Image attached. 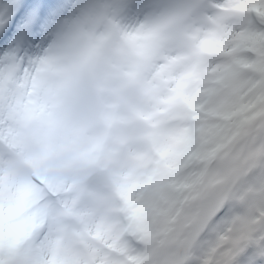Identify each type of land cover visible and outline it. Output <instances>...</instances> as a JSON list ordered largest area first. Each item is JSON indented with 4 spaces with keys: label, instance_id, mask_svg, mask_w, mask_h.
Listing matches in <instances>:
<instances>
[{
    "label": "snow or ice",
    "instance_id": "6c2138e0",
    "mask_svg": "<svg viewBox=\"0 0 264 264\" xmlns=\"http://www.w3.org/2000/svg\"><path fill=\"white\" fill-rule=\"evenodd\" d=\"M91 6L0 0V81L17 64L23 71L54 60ZM161 8L176 10L179 23L155 32L160 58L147 87L174 131L157 143L151 175L110 176L102 201L80 187L41 184L37 211L49 224L15 220L0 203V264H55L65 238L77 264H264V0L120 3L137 26ZM7 115L0 98V135ZM237 135L250 147L225 168L219 154ZM77 200L89 210L77 213ZM44 241L52 258L37 255Z\"/></svg>",
    "mask_w": 264,
    "mask_h": 264
},
{
    "label": "rangeland",
    "instance_id": "374dc122",
    "mask_svg": "<svg viewBox=\"0 0 264 264\" xmlns=\"http://www.w3.org/2000/svg\"><path fill=\"white\" fill-rule=\"evenodd\" d=\"M152 25V24H151ZM19 69L20 66L18 65ZM25 75L27 72V68L22 71ZM15 79V78H14ZM154 78H151V82ZM16 80V79H15ZM28 85H26L27 87ZM27 91V89H26ZM17 92V91H16ZM13 89L8 92V95L5 96L2 94V90L0 88V98H4L7 100V104L10 102V96H12ZM13 96L11 97V99ZM151 102V100L149 99ZM47 105V104H46ZM151 106V107H150ZM145 107V111H149L152 108V105ZM159 107V105H157ZM7 106V110H8ZM144 109H140L139 114L144 113ZM40 110V108H39ZM40 113L43 115V120L47 122V114L45 112ZM149 114V113H148ZM152 115V114H150ZM162 115V114H161ZM142 116V115H141ZM147 116V115H146ZM126 118L123 114H117L114 125L116 126L112 131L108 144L105 147V153L101 160H107L114 164L113 172L114 175L119 176H127L131 175L134 178L137 176H142L139 179H146L149 175H151L153 169L156 167L155 161L157 160L158 153L156 151L157 143L165 136L171 134L174 129L168 128V116L167 114H163L159 116L154 121L149 119L150 122L156 123V129L153 136V144H154V154L149 159L152 161V166L146 169L143 172V175L135 165L137 164L135 161L137 159V153L133 152L129 145V136L122 133L119 129V126L122 122H124ZM44 121L41 123V137H42V128L44 126ZM54 129V126H53ZM11 126H8L3 130V136L11 141L13 138ZM60 131V126L59 129ZM68 130L66 127L62 129V132H58L53 139L51 145V163L47 167V183L49 187H55L57 189L67 188L69 190L80 187L78 184V169L77 162L80 152V146H78L72 137L68 134ZM215 129L213 127H209L208 133L209 135L214 134ZM15 135V134H14ZM68 136V137H67ZM41 140V139H40ZM126 140V143H125ZM120 144H126L127 156L125 158H120L118 156V147H122ZM250 147V141L246 138L237 135L230 141H228L227 146L221 149V152L218 157V162L223 165L225 168L229 166L236 165L240 158L244 155L246 150ZM159 158V156H158ZM143 167V164H142ZM87 195L95 200L99 201V195H95L91 192L87 193ZM39 201V196L36 190H33L30 187H25L22 183L18 175L14 174L11 169L7 166L5 161L0 158V203H3L5 210L9 211L11 217L15 220H25L30 223L33 220L35 222L40 223L41 221L44 224L50 223V218L40 217L38 215V209H40L41 205L37 204ZM77 213L88 211L89 209L81 208L80 201L77 200ZM39 229H37L38 231ZM35 236V233H33ZM37 248V255L39 258H52L55 256V251L53 245L48 241H44L42 244L35 246ZM80 258V253L74 247L73 242L70 239L65 238L61 242V253L56 257L55 264H77V261Z\"/></svg>",
    "mask_w": 264,
    "mask_h": 264
},
{
    "label": "bare ground",
    "instance_id": "6f19581e",
    "mask_svg": "<svg viewBox=\"0 0 264 264\" xmlns=\"http://www.w3.org/2000/svg\"><path fill=\"white\" fill-rule=\"evenodd\" d=\"M108 1L110 2L111 0ZM112 9L117 10L115 6H113ZM156 15H154L148 23L140 24L139 26H137L138 22L135 21L136 17L132 16L130 23L122 24L123 28L121 30L120 39H114L105 53L98 54L95 82L101 97L102 119L109 124L116 115L115 110L117 108L124 109V113L131 117L139 113L138 104H141L142 107L145 105H152L151 110L162 112L160 111V106H157L158 104L153 97V93L147 87V85L151 83V78L156 75L153 70L156 68L157 61L154 63L152 60V58L156 56L154 54V34L157 31H162L155 29L154 25H151L153 24ZM164 31L166 32L168 29ZM120 40L125 41V43L122 44ZM134 56L138 57V61L135 60ZM114 63L118 66L113 69ZM59 64V61L52 60L51 62L38 66L36 69L27 68L25 75L19 68L18 70L15 69V66L8 70L13 71V77L16 79H14L15 83L20 84L19 88L16 89L17 93L22 94L23 92H26V102L27 96L29 95L32 97L36 96L38 99L40 98V101L47 103V107H50L49 105L52 103L50 113L47 112V122L54 126V130L59 126L60 122L66 123V120L71 119L69 118L70 116L68 113L63 109V102L57 101L54 95V86L52 84L54 83ZM150 67H152V70ZM110 69H113L112 72L109 71ZM128 78H134L136 84L140 87V92L135 100L136 102L131 105L126 104L121 94L116 92L117 85L120 81ZM26 85L28 86L26 87ZM26 102L24 103L26 104ZM17 110L15 109L14 119L18 116ZM40 110H36L34 114L37 118V125L34 130H38L40 118H43ZM148 113L146 114L149 115ZM62 118H64V120ZM71 120L74 121L73 119ZM68 124L72 128H74L75 124V129H77V123L75 121L74 124L71 122ZM34 130L33 132H35ZM152 131L153 125L151 123L149 125V131L147 132L148 135L151 136ZM84 140L88 141L89 138L84 137ZM23 146H28V144L24 145L20 142L17 147L21 148ZM30 146L36 150L39 148L37 138L32 141ZM103 147L104 146H94L93 151L88 156V160H96L98 150H101L100 153H102ZM43 157L44 153L42 152L39 160H43ZM146 161L148 162L149 159H146ZM145 164L146 162L143 163V167ZM141 166L142 165L139 167Z\"/></svg>",
    "mask_w": 264,
    "mask_h": 264
}]
</instances>
